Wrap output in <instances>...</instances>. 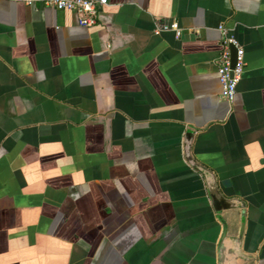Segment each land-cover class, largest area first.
<instances>
[{
  "label": "crops",
  "instance_id": "crops-1",
  "mask_svg": "<svg viewBox=\"0 0 264 264\" xmlns=\"http://www.w3.org/2000/svg\"><path fill=\"white\" fill-rule=\"evenodd\" d=\"M41 1L0 0V264H264V0Z\"/></svg>",
  "mask_w": 264,
  "mask_h": 264
},
{
  "label": "built area",
  "instance_id": "built-area-1",
  "mask_svg": "<svg viewBox=\"0 0 264 264\" xmlns=\"http://www.w3.org/2000/svg\"><path fill=\"white\" fill-rule=\"evenodd\" d=\"M46 7H51L57 11L73 12L79 15L78 23L81 26H92L96 23L97 14L100 8L108 5V0H42L40 2ZM177 24L158 28L156 33L174 30L178 35ZM231 40L223 41L219 56V83L220 96L225 102H230L236 94L237 87L241 81L244 71V53L238 49L236 54V65L231 68V57L228 45Z\"/></svg>",
  "mask_w": 264,
  "mask_h": 264
},
{
  "label": "water",
  "instance_id": "water-1",
  "mask_svg": "<svg viewBox=\"0 0 264 264\" xmlns=\"http://www.w3.org/2000/svg\"><path fill=\"white\" fill-rule=\"evenodd\" d=\"M236 54H237V49L234 46H231L230 57H231V68L232 69L236 65Z\"/></svg>",
  "mask_w": 264,
  "mask_h": 264
}]
</instances>
